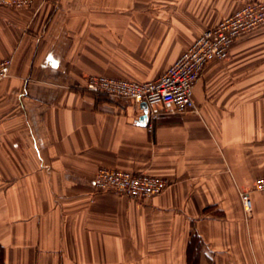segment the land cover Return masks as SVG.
I'll use <instances>...</instances> for the list:
<instances>
[{
	"label": "crops",
	"instance_id": "crops-1",
	"mask_svg": "<svg viewBox=\"0 0 264 264\" xmlns=\"http://www.w3.org/2000/svg\"><path fill=\"white\" fill-rule=\"evenodd\" d=\"M264 0H34L0 6V264H264V24L207 63L197 111L141 119L89 75L151 81L205 28ZM101 167L161 177L142 200ZM250 191L245 213L240 192Z\"/></svg>",
	"mask_w": 264,
	"mask_h": 264
},
{
	"label": "built area",
	"instance_id": "built-area-1",
	"mask_svg": "<svg viewBox=\"0 0 264 264\" xmlns=\"http://www.w3.org/2000/svg\"><path fill=\"white\" fill-rule=\"evenodd\" d=\"M34 0H0L3 7H27ZM264 24V2L243 4L211 27L203 29L177 59L157 78L135 81L125 78L89 75L83 84L88 92L111 98L128 99L137 105L145 103L150 119L162 114H182L197 111L191 90L203 67L213 60L224 59L233 41L248 31ZM11 57L0 60V81L10 74ZM97 191H112L142 200L161 194L167 181L145 173L101 167L92 177ZM252 191L264 193V174L253 181ZM245 213L252 211L250 191L240 192Z\"/></svg>",
	"mask_w": 264,
	"mask_h": 264
},
{
	"label": "water",
	"instance_id": "water-1",
	"mask_svg": "<svg viewBox=\"0 0 264 264\" xmlns=\"http://www.w3.org/2000/svg\"><path fill=\"white\" fill-rule=\"evenodd\" d=\"M140 107L142 108V110L144 112V114L141 117V119H143V120L145 119L146 120V116H147V107H146V104L145 103H141L140 104Z\"/></svg>",
	"mask_w": 264,
	"mask_h": 264
}]
</instances>
